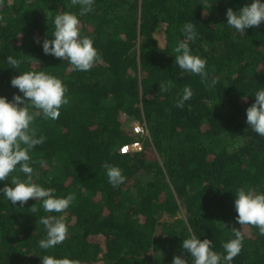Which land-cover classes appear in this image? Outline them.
Masks as SVG:
<instances>
[{
  "label": "trees",
  "instance_id": "trees-1",
  "mask_svg": "<svg viewBox=\"0 0 264 264\" xmlns=\"http://www.w3.org/2000/svg\"><path fill=\"white\" fill-rule=\"evenodd\" d=\"M247 3L94 0L93 11L80 16L71 0H0V96H23L10 83L20 71H43L67 87L69 103L59 118L33 122L37 137H45L29 153L33 182L58 197L76 196L63 213H46L42 201L13 204L0 193V264H41L43 255L80 264H171L180 255L192 264L183 239L194 232L224 255L232 227L244 239L231 264H264V236L238 225L234 207L238 187L264 193V137L246 123V108L264 88V22L245 33L226 23L227 8ZM65 11L77 15L81 36L91 37L100 54L89 71L43 52L55 15ZM187 22L195 25V41L182 31ZM180 40L206 60V82L175 63ZM8 56L20 61L19 69ZM161 83L168 91H159ZM185 86L193 96L181 110L175 104ZM134 123L147 130L141 149L122 154L119 147L135 139ZM105 162L122 170L118 187L108 182ZM12 175L26 178L18 170ZM163 213L176 217L160 220ZM47 215L66 217L68 235L44 250L39 221Z\"/></svg>",
  "mask_w": 264,
  "mask_h": 264
},
{
  "label": "clouds",
  "instance_id": "clouds-1",
  "mask_svg": "<svg viewBox=\"0 0 264 264\" xmlns=\"http://www.w3.org/2000/svg\"><path fill=\"white\" fill-rule=\"evenodd\" d=\"M93 3L94 0H71L72 5L80 6V16L93 11ZM226 18L227 25L240 33H245L247 28L258 27L264 22V0H251V3L243 5L237 11L229 7L226 10ZM53 24L54 31L51 34L53 38H45L42 43L44 54L67 60L74 71L91 70L99 61L100 54L93 46L91 37L81 36L80 21L77 15L69 11L60 12L55 15ZM182 31L189 41L196 40L198 34L193 23H185ZM35 40L40 43L38 38ZM173 51L175 63L183 72L200 76L202 83L207 81L206 60L192 54L187 42L180 40ZM6 59L12 68H20L19 60L12 56ZM217 82L213 78L211 85L215 86ZM10 83L23 93V96L14 93L11 101L0 96V181L10 180L11 184L9 186L6 183L3 188H0V193H3L13 204L19 202L23 205L28 200L35 199L42 201L43 210L46 213H63L76 199L75 193L58 197L55 195L54 188H44L34 183L33 168L30 166L33 161L29 153L31 149L45 140L42 135L37 137V129L32 126L34 120L37 116H42L46 120H57L61 107L69 103L65 95L67 87L61 79L43 71H20L19 75L11 78ZM159 91H168V86L163 83L159 84ZM192 96L191 87L185 86L182 94H178L175 106L183 110L185 102L189 101ZM254 97V102L246 108V123L253 132L264 137V88L256 91ZM244 99L246 101V98ZM132 132L135 139L125 144L139 141L142 146L140 137L143 135L135 133L133 126ZM120 147L119 151L122 154L141 149L140 147L138 150L124 153L121 152ZM101 167L106 170L108 182L113 187H118L124 182L125 176L119 167L107 162ZM17 170L25 174L26 178L21 179L19 175H12ZM234 207L238 225L255 226L259 234L264 236V193L258 192L255 188L238 187L234 192ZM37 211V207L33 204L31 213L35 214ZM65 220L66 217L57 215L40 217L39 222L46 230V238L38 241L41 249L54 248L66 240L68 228ZM231 230L234 238L222 244L226 253L224 255L212 250L211 239H198L194 232L182 240V248L190 254L192 264H231V261L240 253L244 239L238 227H232ZM41 258V264H80L78 260L67 257L56 258L43 255ZM171 264H188V261L180 255H175Z\"/></svg>",
  "mask_w": 264,
  "mask_h": 264
},
{
  "label": "built area",
  "instance_id": "built-area-1",
  "mask_svg": "<svg viewBox=\"0 0 264 264\" xmlns=\"http://www.w3.org/2000/svg\"><path fill=\"white\" fill-rule=\"evenodd\" d=\"M133 131L139 135H144L147 133V130L146 128H144L142 126L141 123H136L133 125ZM140 142L139 141H134L132 143H129V144H124L120 147V150L121 152H128V151H131V150H138L140 149Z\"/></svg>",
  "mask_w": 264,
  "mask_h": 264
},
{
  "label": "rangeland",
  "instance_id": "rangeland-1",
  "mask_svg": "<svg viewBox=\"0 0 264 264\" xmlns=\"http://www.w3.org/2000/svg\"><path fill=\"white\" fill-rule=\"evenodd\" d=\"M156 37L159 38V39H158V45L163 46V43H164V42L162 41V37L160 36V34H156ZM182 213H183V209L181 208V210H180L178 216H181ZM175 217H176V215H175V216H171V215H168V214H166V213H163V214L161 215V217H160V220H167V221H170L171 219H173V218H175Z\"/></svg>",
  "mask_w": 264,
  "mask_h": 264
}]
</instances>
